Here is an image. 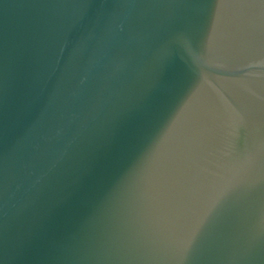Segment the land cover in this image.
<instances>
[{
    "label": "water",
    "instance_id": "water-1",
    "mask_svg": "<svg viewBox=\"0 0 264 264\" xmlns=\"http://www.w3.org/2000/svg\"><path fill=\"white\" fill-rule=\"evenodd\" d=\"M0 264H264V0H0Z\"/></svg>",
    "mask_w": 264,
    "mask_h": 264
}]
</instances>
